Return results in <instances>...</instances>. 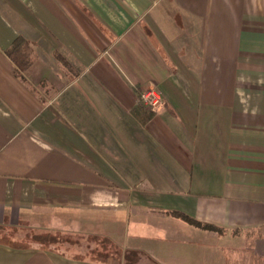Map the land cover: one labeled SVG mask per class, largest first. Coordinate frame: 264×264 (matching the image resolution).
<instances>
[{
    "label": "crops",
    "instance_id": "crops-1",
    "mask_svg": "<svg viewBox=\"0 0 264 264\" xmlns=\"http://www.w3.org/2000/svg\"><path fill=\"white\" fill-rule=\"evenodd\" d=\"M40 218L137 264H264V0H0V223ZM77 256L0 241L102 264Z\"/></svg>",
    "mask_w": 264,
    "mask_h": 264
},
{
    "label": "rangeland",
    "instance_id": "rangeland-1",
    "mask_svg": "<svg viewBox=\"0 0 264 264\" xmlns=\"http://www.w3.org/2000/svg\"><path fill=\"white\" fill-rule=\"evenodd\" d=\"M148 109V108H147ZM0 241L17 247H43L56 249L71 255H89L95 252H114V244L107 239L51 223L41 218L32 221L11 219L0 223ZM145 264H150L145 261ZM153 264V263H152Z\"/></svg>",
    "mask_w": 264,
    "mask_h": 264
},
{
    "label": "trees",
    "instance_id": "trees-1",
    "mask_svg": "<svg viewBox=\"0 0 264 264\" xmlns=\"http://www.w3.org/2000/svg\"><path fill=\"white\" fill-rule=\"evenodd\" d=\"M8 57L13 61L17 68V75L22 79L26 80L24 73L25 71L33 64L35 56L33 54V51L30 47V44L23 38L19 37L16 39V41L13 43L11 48L7 51ZM190 222L200 226L201 224L197 222L194 219H190ZM107 244L113 245L109 240H107ZM114 246V252H95L92 253V256L89 255H80L77 257H88L92 261H97L102 264H121L124 260H127V264H137L139 262V256L137 254H128L126 256L123 255L121 250H119L115 245ZM49 250H54L51 248H45Z\"/></svg>",
    "mask_w": 264,
    "mask_h": 264
},
{
    "label": "built area",
    "instance_id": "built-area-1",
    "mask_svg": "<svg viewBox=\"0 0 264 264\" xmlns=\"http://www.w3.org/2000/svg\"><path fill=\"white\" fill-rule=\"evenodd\" d=\"M140 100L142 105L152 112H158L164 107V101L161 94L154 89L143 92Z\"/></svg>",
    "mask_w": 264,
    "mask_h": 264
}]
</instances>
